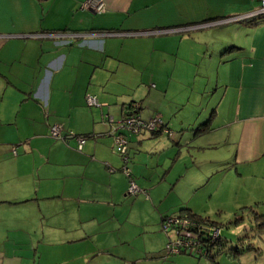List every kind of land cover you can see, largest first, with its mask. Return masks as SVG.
Returning a JSON list of instances; mask_svg holds the SVG:
<instances>
[{
  "label": "crops",
  "instance_id": "1",
  "mask_svg": "<svg viewBox=\"0 0 264 264\" xmlns=\"http://www.w3.org/2000/svg\"><path fill=\"white\" fill-rule=\"evenodd\" d=\"M102 1L0 0V264H264V226L252 247L213 259L168 253L159 231L181 208L204 216L193 197L215 176L219 205L264 215V14L227 20L260 1ZM133 101L166 131L118 129ZM53 123L86 135L82 149L53 137ZM193 130L218 153L155 181L152 165L174 163ZM121 131L145 192L127 191Z\"/></svg>",
  "mask_w": 264,
  "mask_h": 264
},
{
  "label": "built area",
  "instance_id": "2",
  "mask_svg": "<svg viewBox=\"0 0 264 264\" xmlns=\"http://www.w3.org/2000/svg\"><path fill=\"white\" fill-rule=\"evenodd\" d=\"M90 1H92V7L95 10L97 11L103 10L104 2L102 0H90ZM259 1H260V6L256 10L242 15H233L232 17H229L227 20H243L258 14H264V0H259ZM84 98L86 103L90 106L100 105L98 98L94 94L87 93ZM139 107L140 104L137 101H134L132 105L133 112L122 116L117 122L118 123L117 128L122 129V131H126V133L133 132L135 134L141 133L142 131L154 132L158 129H162L166 131V128L163 125L164 123L159 116L156 115L149 119H144L136 111ZM110 120H112V117L110 118ZM122 131L117 132V134L114 135V144L116 150L120 153L124 161L121 169L129 177L128 192L129 193H136L139 191L145 192V189L140 188L137 185V183L134 181V179L131 177L130 169L126 165V162L129 158L127 153L128 140L126 137V133H123ZM50 134L53 137H60L67 139L69 137H74V139H76L77 141V148L80 150L82 149V146L86 140V135L77 134L72 130H69L67 133L63 134L61 132L58 123H53L50 125ZM13 152H15V149H13ZM191 222L192 221L187 219L186 216H180V217L168 216L162 221V228L164 231L167 232L169 229H172L174 231L173 237H169L165 244V249L168 253H179L181 251H188V252H194L196 254L204 255L207 252L206 249L207 247L204 246V244H206L207 242L203 244L201 238L199 237L200 234H204L206 238L208 237L210 240V244L213 243V240H215L220 234L219 226L210 223L209 224L202 223L197 225L196 227L198 234L197 236V234L187 229V226Z\"/></svg>",
  "mask_w": 264,
  "mask_h": 264
},
{
  "label": "rangeland",
  "instance_id": "3",
  "mask_svg": "<svg viewBox=\"0 0 264 264\" xmlns=\"http://www.w3.org/2000/svg\"><path fill=\"white\" fill-rule=\"evenodd\" d=\"M207 104L209 105V110H208V114H207V116H208L211 109H212L211 105L214 104V101L213 102H210V101L205 102V105H207ZM98 106H91V107H98ZM207 116H206V118H207ZM113 118H114L113 120L116 121V120H118L119 117H113ZM147 119H149V118H147ZM192 133L193 134L190 136L192 142H190L188 145H186V148H185V145L180 146V152L178 155V159H176L173 163V161L170 162L171 159L169 158V162L167 163L168 169L165 166H161L162 163H158V164L154 163L152 165L153 169H154L153 171L160 173L159 177H158L157 173L155 175H153V179L155 181H158L160 179V177L163 175V172H166L167 170H168V172L166 173V177L169 179V178H171V174L173 173L174 170L175 171H177V170L183 171L184 170L183 172H185V171H189L190 169H193V167L190 165V163H192V160L194 158L197 159L200 157L202 159L203 158L207 159V156L209 154L218 153L216 150L213 149V147L208 148V147H205L203 145H200L199 141H197L198 136L195 134V131L193 130ZM130 134H135V133L130 132ZM72 139H74V137H72ZM208 149H211V150H208ZM205 150H208V151H205ZM117 153L119 154L118 151H117ZM128 156L130 157L129 151H128ZM189 156H190V158H188ZM171 157L173 158L174 154H172ZM120 158L122 160V163H121V166H122L124 161H123L121 155H120ZM127 162L130 163V160L128 159ZM152 162H155V160L150 161V163H152ZM172 166H173V169L170 170ZM120 170L123 172L122 169H120ZM226 172L220 171V173H222V175L225 174ZM184 183H186V182H184V180L180 179L179 182L177 183V188L180 187L181 185H183ZM220 183H221V179L219 176H215V177L211 178L209 181H207L205 183L204 188L199 192L200 194H197L195 197H193V200H200L202 204H205V208L207 209V211H206V213H203L204 216H208L211 220H215V221L219 222L221 225V228L224 231L235 234L234 236H236V237H238V235H241V237H242V236H244L246 231L249 232L253 229V227L255 228L256 223L253 220L252 215L247 214V213L244 214L245 216H243L242 220H239L236 222L235 221V219L237 218L236 213L239 214L241 209L238 208L237 211H233V209L230 208L228 206V204L222 203L221 205H219L221 203L222 199L224 198V196L222 194L216 193V189H217L216 186ZM245 184H246V186H245ZM245 184H243V187L249 186V185H247V183H245ZM161 185L166 186V182L162 183ZM127 191H128V188H127ZM202 191H205V192L202 193ZM169 193L170 194H168V198L166 199V201L169 199L175 198L174 197V195L176 194L175 190L172 189L171 191H169ZM210 193H211V195H210ZM219 197H220V201H219ZM232 199L235 201V195L233 196ZM233 200H232L231 204H233V202H234ZM223 202H225V200ZM174 214H176L175 211L170 212L167 215L173 216ZM248 215H250V216H248ZM159 231H161L166 236L167 240L169 237H173L174 231L172 229H169L167 232L163 230L162 221L159 223ZM254 231H255V229H254Z\"/></svg>",
  "mask_w": 264,
  "mask_h": 264
},
{
  "label": "trees",
  "instance_id": "4",
  "mask_svg": "<svg viewBox=\"0 0 264 264\" xmlns=\"http://www.w3.org/2000/svg\"><path fill=\"white\" fill-rule=\"evenodd\" d=\"M133 102L130 103V106H129V107H131L130 112L129 113H126L125 115L130 114V113L133 112V109H132ZM138 109L136 111H138ZM209 122H210L209 120H207L206 122H204L202 124V127H207L208 128L209 127ZM157 131H163V130L162 129H158V130H156L154 132H157ZM69 138H72V137H69ZM240 209H241L240 210V213L239 214L236 213V217H237L235 219L236 222L239 221V220H242L243 219V216H245L244 214L247 213V214H251L252 215V218H253V220L256 223L255 228L252 226L253 229L251 231H249V232L246 231L245 234H244V236H242V237H241V235H238V237L231 235V238H228L226 236H223V234H222L223 231H222V228H221V225H220L219 222H217L215 220H211L208 216H202L200 214L194 213V212L188 210L187 208H181L173 216H178V217H180V216H186L187 219H189L190 221H192L187 226V229H189L191 232H193L195 234H197V228H196L197 225L202 224V223L203 224H209V223L210 224H215V225H217V226L220 227V234L218 235V237L215 240H213V243H211V244H210L209 238L208 237L206 238V236L204 234H200V236H199L201 238V241L203 242V244L205 242H207L206 244H204V246L207 247L206 248L207 249V252L204 254V256H207L208 258L213 259L214 255L219 252V249L220 248H225L226 247L225 248V251H226L227 254H231V253L237 254V253H240L241 251H243L245 248L252 247V244L249 241L250 240V237L252 235H254V233L252 231L254 229L256 230V229L262 228V226H264V220H262V218H261L264 215H261V214L257 213L253 209V206L252 205L241 206ZM168 216H171V215H164L162 217V221L166 217H168ZM248 216H250V215H248ZM197 236H198V234H197ZM247 236H249V238H247ZM208 242H209L210 245L208 244ZM246 244H248V245H246ZM181 252H186V251H181ZM189 253H194V252H189ZM194 254L195 255H201V254H196V253H194Z\"/></svg>",
  "mask_w": 264,
  "mask_h": 264
}]
</instances>
